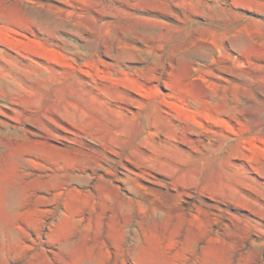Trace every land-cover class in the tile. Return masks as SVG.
<instances>
[{
	"label": "rangeland",
	"instance_id": "374dc122",
	"mask_svg": "<svg viewBox=\"0 0 264 264\" xmlns=\"http://www.w3.org/2000/svg\"><path fill=\"white\" fill-rule=\"evenodd\" d=\"M0 264H264V0H0Z\"/></svg>",
	"mask_w": 264,
	"mask_h": 264
}]
</instances>
